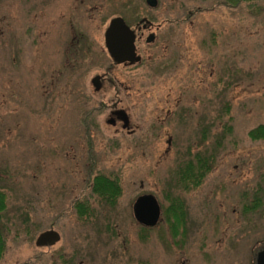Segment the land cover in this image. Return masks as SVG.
I'll use <instances>...</instances> for the list:
<instances>
[{
	"label": "rangeland",
	"instance_id": "rangeland-1",
	"mask_svg": "<svg viewBox=\"0 0 264 264\" xmlns=\"http://www.w3.org/2000/svg\"><path fill=\"white\" fill-rule=\"evenodd\" d=\"M210 3L158 0L150 8L145 0H52V19L63 20L46 35L43 9L31 28L18 5L0 0V187L7 196L0 264H173L180 258L196 264L208 258L199 252L205 243H235L241 260L250 258V248L264 239V204L259 214H240L264 178V141L248 136L264 125V0L182 19ZM117 16L133 28L142 18L155 40L146 43V33L137 43L142 60L115 66L120 86L95 87L93 79L111 62L104 33ZM114 99L128 116L126 128L110 122ZM168 110L175 113L166 116ZM229 116L233 130L211 172L196 189H177L187 217L181 247L165 223L141 234L134 200L151 193L167 205L171 169L188 150L198 151L202 126L211 149ZM97 173L119 180L123 193L115 206L91 193ZM77 197L91 205L88 221L76 218L71 202ZM50 229L59 238L37 245Z\"/></svg>",
	"mask_w": 264,
	"mask_h": 264
},
{
	"label": "trees",
	"instance_id": "trees-1",
	"mask_svg": "<svg viewBox=\"0 0 264 264\" xmlns=\"http://www.w3.org/2000/svg\"><path fill=\"white\" fill-rule=\"evenodd\" d=\"M212 2L209 6L200 7L195 9L194 11H189L185 14V17L182 19L187 20L189 19L192 14L198 12H202L205 9L214 8L217 6H225L228 8H237L241 5L242 2H253V1H261V0H200L201 3ZM179 19V18H178ZM151 20V19H150ZM142 58L140 57L141 61ZM230 103L226 102L223 108V113L230 112ZM90 112H86L84 114V126H85V133H90V123H86V119L90 117ZM232 118L229 116L228 121L224 123L222 126V130L216 133V139L213 147L211 149H207L205 146L207 140V133L209 129L207 127H201V138L197 140L198 151L195 153H191L188 150V158L180 159L176 166L171 169V180L168 182L166 186L165 198L167 199V205L163 202L160 203L163 213L166 214L165 221L168 222L170 225L171 233L174 236H177L179 233V229L181 228L183 221H185L184 217L186 214V207L183 197L178 194L177 189L181 190H193L199 187L207 174L211 172L213 167L215 166L217 152L220 149L224 139L227 135L232 133ZM248 136L252 140H261L264 141V125H258L255 128L249 130ZM90 142V141H89ZM91 149V147H89ZM89 173H92L90 171ZM91 177H89L90 179ZM264 179V178H263ZM169 180V179H168ZM89 186L92 194L97 195L103 202L107 205L115 206L117 204L118 198L122 195L123 190L120 182L117 178H111L107 175L102 173H97L94 175L91 180L89 181ZM264 190V188L261 187ZM176 191V192H174ZM6 193L0 187V261L3 258L7 250V239H6V232L7 226L3 222L4 219V212L7 208L6 203ZM72 209L75 211L76 218L80 221H88L93 212H91V205L85 198H74L71 202ZM254 207H250L247 210H252ZM175 212L178 214L175 216L174 219H169L168 213ZM54 221V220H53ZM54 224V223H51ZM141 225V224H140ZM154 227H148L141 225L142 232L141 234L147 232L148 230ZM146 235H142L141 239H146ZM23 264H32L30 261H26ZM139 264H145V262H141Z\"/></svg>",
	"mask_w": 264,
	"mask_h": 264
},
{
	"label": "flooded vegetation",
	"instance_id": "flooded-vegetation-1",
	"mask_svg": "<svg viewBox=\"0 0 264 264\" xmlns=\"http://www.w3.org/2000/svg\"><path fill=\"white\" fill-rule=\"evenodd\" d=\"M8 2H13V4L14 5H18V7H19V9H18V11L20 10L21 12L23 11L24 12V14H25V16L26 17H24L25 18V24L27 25V26H29V27H31V28H36V27H38V22L41 20V18L40 19H38L37 20V12H41V10L43 9L45 12H46V15L44 16V18H43V20H44V23H45V34L46 35H50V32H51V28H53V26H54V23H58L59 21H61V20H63V18H56V19H52V11H51V8H49V5L51 4V1L52 0H7ZM7 4V3H6ZM49 4V5H48ZM35 5H39V6H41V7H39V6H36L35 8H34V6ZM22 6V7H21ZM32 11H34V16L35 17H33V15L31 16L30 15V13L32 12ZM41 16H43V14H41ZM34 18V20H32ZM125 21V20H124ZM144 20L141 18V19H139V21L137 22V23H135L134 24V28H133V26L132 27H130L129 25V27L131 28V29H133L134 30V44H135V53H136V51H137V48H138V46H137V43L139 42V41H141L142 40V38L145 36V34L147 33V35L149 34V33H153V32H150V31H148V32H146V30H148V29H146L147 27H148V24L146 25V23L145 24H143L142 22H143ZM110 22V21H109ZM109 22H108V24H109ZM108 26V25H107ZM65 31V30H64ZM106 31V30H105ZM60 33V32H59ZM62 33V32H61ZM61 33L60 34H56V37H58L59 38V36L61 35ZM104 35H105V33H104ZM146 35V36H147ZM146 36H145V38H146ZM82 38V37H81ZM79 38H77V41L79 42V40H78ZM64 43V42H63ZM72 43V42H71ZM63 45V44H62ZM78 45H79V43H78ZM105 45V44H104ZM62 47V46H61ZM106 48V47H105ZM107 51V50H106ZM108 53V52H107ZM108 55H109V53H108ZM109 57H110V59H111V62L109 63V66L107 67V71L106 72H104L105 74L104 75H102V76H99V77H97V78H94L93 79V86H95V87H102L103 85L102 84H109V85H111L112 87H117V86H120L122 83H121V81L116 77V75H113L114 73L113 72H115L114 71V69H115V66L116 65H119L120 63H122V64H131V63H133L134 61H125L124 63L123 62H116L110 55H109ZM61 59H62V57H61ZM128 66V65H127ZM126 66V67H127ZM122 87H126V89H127V87H130L129 85L127 86V85H122ZM127 93H128V96H130L131 97V94H132V92H131V90H127ZM117 97V96H116ZM119 102H120V100H118L117 101V99H114L113 101H112V103L109 105L110 107H112L113 109L111 110V112H112V114H113V116H114V118H111L110 119V122L111 123H115L116 122V120H119V121H121L122 122V127L123 128H126L127 127V125H128V123L127 124H124V122H123V113H120V111H123L121 108H118V104H119ZM104 105V104H103ZM102 105V106H103ZM123 112H125V111H123ZM126 113V112H125ZM175 113V111H172V110H168L167 112H166V116H170V115H173ZM127 115V114H126ZM127 118H128V116H127ZM128 121H129V119H128ZM132 133H133V131H132ZM170 143H171V137H169V139H168V144L170 145ZM264 172V170L262 171V173ZM259 176H258V178L259 177H261V173L260 174H258ZM257 180V179H256ZM260 180H258V182H259ZM257 187V188H256ZM261 187L262 188H264V179H262V181H260L254 188H256V189H254V193H253V197H251V200H253L252 202V204H251V206L250 205H248L244 200L242 201V211H241V215H244L245 214V212H249V211H252V212H250V213H253V214H259L260 213V210H259V208H260V206L262 205V204H264L263 202H262V200L264 201V190L263 189H261ZM255 190H258V195H256L255 197H254V195H255ZM183 191H187V190H183ZM262 192V194H263V196H262V199L260 198V193ZM145 194V193H144ZM244 195V194H243ZM245 199H246V197H245ZM250 200V201H251ZM161 206V205H160ZM254 207V209H252V210H247V209H249L250 207ZM178 214H176L175 212H170V213H168V217H169V219L171 218V219H174L175 218V216H177ZM165 218H166V214L165 213H163V211H162V208H161V214H160V218H159V221H158V223H157V225H159L160 223H161V225L163 224V223H165L166 224V227H169V228H167L168 229V233L170 234V235H172V237H173V239H177V242H176V247L180 244L179 242L181 241V237H182V235H181V233L180 234H178L177 236H174L173 235V233H170L171 232V227H170V225L165 221ZM186 214H185V217H184V219H185V221H183V224H182V226H181V229L183 228V230H181V232H183L184 234H185V232H186V227H187V221H186ZM167 219V218H166ZM160 225V226H161ZM240 232H243V229H240ZM207 235V234H206ZM205 235V236H206ZM225 235H227L228 236V234H225ZM262 242H264V239L263 240H258L250 249H251V256H250V258H248L247 257V259H249L248 261H247V259L244 261V260H241V258H240V256H239V252H238V250L240 249V246H238L237 244H235V243H230V244H221V245H215V246H212V245H206V243L205 244H202L200 247H199V252L200 253H202V254H204L205 255V257L207 256L208 258H206L205 260H202V261H200V262H198V263H196V264H254V261H253V251H254V249L257 247V246H259ZM181 246H178L177 248H180ZM238 247V248H237ZM239 257V258H238ZM173 264H190V261L189 260H187V259H183V258H180V259H178L177 261H175Z\"/></svg>",
	"mask_w": 264,
	"mask_h": 264
},
{
	"label": "water",
	"instance_id": "water-1",
	"mask_svg": "<svg viewBox=\"0 0 264 264\" xmlns=\"http://www.w3.org/2000/svg\"><path fill=\"white\" fill-rule=\"evenodd\" d=\"M150 8L158 5V0H145ZM155 40V34L149 33L146 43H152ZM104 44L109 55L116 62L139 61L140 57L135 53L134 30L131 29L124 19L120 16L110 20L104 35ZM97 78V77H96ZM123 113L124 124L128 123L125 112ZM132 212L135 220L144 226H155L160 218L161 206L154 194L145 193L139 195L133 202ZM59 238L58 233L52 229L39 235L36 244L43 245L56 241ZM254 264H264V242L257 246L253 251Z\"/></svg>",
	"mask_w": 264,
	"mask_h": 264
}]
</instances>
